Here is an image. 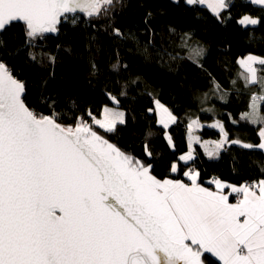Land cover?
I'll return each mask as SVG.
<instances>
[{"label":"snow or ice","instance_id":"snow-or-ice-1","mask_svg":"<svg viewBox=\"0 0 264 264\" xmlns=\"http://www.w3.org/2000/svg\"><path fill=\"white\" fill-rule=\"evenodd\" d=\"M252 2L264 6V0ZM112 7L113 0H0V34L22 23L31 44L57 32L61 18L71 16L75 23L79 13L99 17ZM209 7L219 16L230 3L210 0ZM239 23L260 20L246 15ZM116 35H121L118 29ZM181 44L193 61L203 53L186 37ZM254 63L264 66V58L241 61L246 81L260 83L261 94L252 97L250 111L241 118L262 125L261 142L231 143L264 150V115L257 103L264 102V77ZM24 92V82L0 62V264H206L205 254L220 264H264V178L240 185L215 180L218 191L202 187L198 172L184 173L190 184L157 179L150 164L96 130L114 131L124 123L123 112L106 107L102 119L89 112L91 123L80 116L62 124L56 113L30 109ZM156 103L165 127L176 121ZM197 123L192 120L189 129ZM214 126L225 141L212 142L210 157L227 138L219 121ZM177 170L173 163L171 171Z\"/></svg>","mask_w":264,"mask_h":264},{"label":"trees","instance_id":"trees-1","mask_svg":"<svg viewBox=\"0 0 264 264\" xmlns=\"http://www.w3.org/2000/svg\"><path fill=\"white\" fill-rule=\"evenodd\" d=\"M229 3L217 17L185 0H113L107 15L78 14L75 23L61 21L55 35L45 34L31 44L23 25L14 23L0 35V62L24 82L26 105L38 114L56 113L62 124L80 116L91 123L87 114L100 118L104 107L115 106L110 99L116 97L124 123L111 132L96 130L121 151L150 164L157 179L189 183L184 173L193 164L200 185L212 188V176L240 185L264 178L263 152L231 143H260L259 126L241 118L250 111L251 96L260 95V83L246 81L248 72L239 61L264 58V6L248 0ZM246 15L260 23L240 24ZM182 37L203 49L198 61L189 59ZM258 76L264 77V66ZM155 101L176 117L167 130L156 112H150ZM258 103L264 115V102ZM192 120L202 124L201 140L219 139L209 124L223 125L228 145L216 159L195 146L189 165L180 162L188 150ZM173 163L180 165L176 173L171 171ZM205 257L206 264H219Z\"/></svg>","mask_w":264,"mask_h":264},{"label":"crops","instance_id":"crops-1","mask_svg":"<svg viewBox=\"0 0 264 264\" xmlns=\"http://www.w3.org/2000/svg\"><path fill=\"white\" fill-rule=\"evenodd\" d=\"M248 1L251 2V3H253V4H255V5H257L256 3L252 2V0H248ZM209 2H210V0H205V3H203V4L197 3V4H193V5H200L201 7H206V8L209 10V12H210L211 14L216 15V14L214 13V11L212 10V8L209 7ZM185 3H186V5L193 6V5L188 4V3L186 2V0H185ZM223 11H224V10H223ZM223 11H222V12H223ZM244 26H255V25L245 24ZM242 60H246V58H245V59H242ZM242 60L239 61V66H241V69L247 71V69L241 64V61H242ZM260 66H261V65H259L258 63H254V64H253V67H255V68H257V69H259ZM257 75H258V73H257ZM256 84H257V83H256ZM254 85H255V84H254ZM260 94H261V93H260ZM253 95H254V94H253ZM257 96H258V95H257ZM257 103H258V102H257ZM104 109H105V108H104ZM104 109H103V110H104ZM102 113H103V111H102ZM215 124H216V122L209 124V126L212 127V128H214L216 131H218V132L220 133V137H219V139H217V140H213V139H210V140H201L200 137L198 136V131H199V129L202 127V124H200L199 122H198L197 124H194V125L192 126L191 129H189V126H188V131H187L188 133H187V137H186V143H188L187 154H191V155H193V157H194V153H193V152H194V148H195V146H200L202 153H204L205 156H206L207 158H209V159H215V158H217V157L221 154V151H223L224 148L226 147V145H228V141H227V139H226V142H224L223 147L217 149V150H216V153H215L214 155H212V156L210 157L209 154H208L209 152H211V151H212L213 149H215V147H216L215 144L212 143V142H214V141H225V137L223 136V134H222L220 128L214 126ZM257 126H259V131H260V128H261L262 125L257 124ZM195 137H199V141H197L196 139H194ZM258 137H259V140H260V142H261V138H260V136H259V132H258ZM189 145H191V148L189 147ZM258 149H259V148H258ZM259 150H261V151L263 152V154H264V150H262V149H259ZM215 156H216V157H215ZM193 157H192V159H193ZM192 159H191V160H192ZM179 160H180V162H181L182 164H184L180 158H179ZM191 160H190V161H191ZM190 161H189V162H190ZM177 166H178V165H177ZM179 166H180V165H179ZM179 166H178V167H179ZM176 172H177V171H176ZM176 172H173V173H176ZM169 180H175V179H169ZM180 180H181V179H180ZM181 181H182V180H181ZM188 181H189L188 184H190V183H191V179L188 178ZM197 181H198V178H197ZM182 182H184V181H182ZM184 183H185V182H184ZM212 184H213L212 188H208V187L203 186V185H201V186H202V187H205V188H208L210 191H218L216 184H215V183H212ZM230 191H231L230 189H225V192H226V193H227V192H230ZM234 196H235V194H233L232 196H230V201H231L232 203H235V198H234ZM208 255H209L212 259L216 260V261L220 264V262L217 260V258L213 257L211 254H208Z\"/></svg>","mask_w":264,"mask_h":264},{"label":"rangeland","instance_id":"rangeland-1","mask_svg":"<svg viewBox=\"0 0 264 264\" xmlns=\"http://www.w3.org/2000/svg\"><path fill=\"white\" fill-rule=\"evenodd\" d=\"M221 13H222V12H221ZM220 15H221V14H220ZM220 15H219V16H220ZM216 16H217V15H216ZM219 16H217V17H219ZM68 19H71V20H72L71 16H69ZM63 21H66V20L63 19ZM255 26H257V24H256ZM191 46L196 47L197 45L191 44ZM199 48H200V47H199ZM188 55H189V50H188ZM199 59H200V57H198L196 60L198 61ZM112 98H113V97H112ZM112 98H111L110 100H111V102L116 106V105H117V104H116V101H114ZM156 102H157V101H155L153 111H150V112H153V113L156 112V114H157V116H158V123L161 124V126H162L164 129L167 130V128L170 127L171 125H173L175 122L169 121L168 124H167V127H165V125H164L163 123H161V120L164 118V114H163V112H162V109H160L159 105H158ZM159 104L162 105L160 102H159ZM115 106L107 107V108H113V109H116V110L122 112L120 109H118V108L115 107ZM166 108H167V107H166ZM97 119H102V116H101L100 118H97ZM97 127H98V126H97ZM98 128H99V127H98ZM101 130H103V129H101ZM166 139H167V141L169 142L170 146H173V144H171L170 136H169L168 133L166 134ZM190 155H191V154H190ZM182 156L185 157V160H182V162H183L185 165H189V161L192 159L193 155H191V159H188L189 154H187V153H186L185 155H182ZM215 157H216V156H215ZM215 159H216V158H215ZM187 172H189V171H187ZM186 178L188 179L189 177L186 176Z\"/></svg>","mask_w":264,"mask_h":264},{"label":"built area","instance_id":"built-area-1","mask_svg":"<svg viewBox=\"0 0 264 264\" xmlns=\"http://www.w3.org/2000/svg\"><path fill=\"white\" fill-rule=\"evenodd\" d=\"M188 171H192V172H194V171H195V166L192 164V165L190 166V168H189ZM215 180H217V178H216V177H213V178H212V181H215ZM245 182H250V181H249V180H244V181L242 182V184L245 183ZM234 198H235V196H234Z\"/></svg>","mask_w":264,"mask_h":264},{"label":"bare ground","instance_id":"bare-ground-1","mask_svg":"<svg viewBox=\"0 0 264 264\" xmlns=\"http://www.w3.org/2000/svg\"><path fill=\"white\" fill-rule=\"evenodd\" d=\"M63 19H64V18H61V21H63ZM63 22H65V21H63ZM259 87H261V84H259ZM254 95H255V94H254ZM254 95H252L251 97H253ZM258 102H259V101H258ZM104 108H106V107H104ZM104 108H103V109H104ZM103 109H102V111H103ZM101 116H102V113H101ZM262 168H263V170H264V165L262 166ZM213 177H216V176H212V177H211V179H210V183H211V184L214 183V181H212V178H213ZM216 178H217V177H216ZM217 180H218V179H217Z\"/></svg>","mask_w":264,"mask_h":264},{"label":"water","instance_id":"water-1","mask_svg":"<svg viewBox=\"0 0 264 264\" xmlns=\"http://www.w3.org/2000/svg\"><path fill=\"white\" fill-rule=\"evenodd\" d=\"M79 14H83V13H79ZM20 24H22V23H20ZM59 26V25H58ZM48 35H55L56 34V32L55 33H47ZM1 35V34H0Z\"/></svg>","mask_w":264,"mask_h":264}]
</instances>
